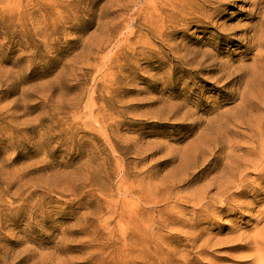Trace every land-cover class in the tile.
Instances as JSON below:
<instances>
[{"label": "rangeland", "instance_id": "374dc122", "mask_svg": "<svg viewBox=\"0 0 264 264\" xmlns=\"http://www.w3.org/2000/svg\"><path fill=\"white\" fill-rule=\"evenodd\" d=\"M0 264H264V0H0Z\"/></svg>", "mask_w": 264, "mask_h": 264}, {"label": "bare ground", "instance_id": "6f19581e", "mask_svg": "<svg viewBox=\"0 0 264 264\" xmlns=\"http://www.w3.org/2000/svg\"><path fill=\"white\" fill-rule=\"evenodd\" d=\"M254 164H255V166H257V167H258V164H259V163L256 161V162H254ZM253 166H254V165H253Z\"/></svg>", "mask_w": 264, "mask_h": 264}]
</instances>
